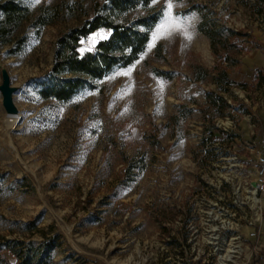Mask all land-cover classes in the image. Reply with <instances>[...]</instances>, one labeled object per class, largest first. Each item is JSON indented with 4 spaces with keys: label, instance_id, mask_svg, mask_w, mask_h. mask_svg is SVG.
Here are the masks:
<instances>
[{
    "label": "rangeland",
    "instance_id": "rangeland-1",
    "mask_svg": "<svg viewBox=\"0 0 264 264\" xmlns=\"http://www.w3.org/2000/svg\"><path fill=\"white\" fill-rule=\"evenodd\" d=\"M16 1L33 14L46 5L59 13L38 33L23 23L20 48L0 45V85L5 69L17 110L7 115L0 95V239L39 244L52 226L61 242L55 264H183L181 210L194 206L204 182L227 178L229 164L249 167L264 143V0H157L162 17L140 60L65 105L38 91L56 39L82 20L64 4L82 0ZM195 6L243 34L230 40L240 50L215 55ZM102 38L91 36L83 50ZM215 68L236 84L221 91ZM209 93L231 107L223 116ZM29 222L36 230L25 229ZM263 231L262 218L243 228L245 245Z\"/></svg>",
    "mask_w": 264,
    "mask_h": 264
},
{
    "label": "trees",
    "instance_id": "trees-1",
    "mask_svg": "<svg viewBox=\"0 0 264 264\" xmlns=\"http://www.w3.org/2000/svg\"><path fill=\"white\" fill-rule=\"evenodd\" d=\"M82 1L78 4H64L65 13L78 9L82 20L59 35L54 43L52 68L48 79L38 91L43 102L65 105L83 88H94L93 82L101 81L116 69L134 65L145 53L163 12L153 5L157 0ZM192 9L201 16L197 30L208 39L215 55L229 48L240 50L236 44H230V40L243 37V34L219 28L206 17L201 7L195 6ZM261 12L258 10V13ZM58 13L46 5L33 14L29 7L16 0H0V45L20 48L25 38L17 30L23 23L38 33L51 25ZM97 33L103 34V38L97 41L92 50H83L82 42ZM228 60L226 56L224 62ZM259 75V79L264 82V77ZM217 78L219 89L223 92L236 84L229 79L226 68L218 71ZM205 98L208 104L219 107L218 116H223V111L231 108L219 94L209 93ZM25 229L36 230V222H29ZM52 231V226L47 231L42 230L39 244L1 238L0 264H55L52 252L60 247L61 242L59 234L50 236Z\"/></svg>",
    "mask_w": 264,
    "mask_h": 264
},
{
    "label": "built area",
    "instance_id": "built-area-1",
    "mask_svg": "<svg viewBox=\"0 0 264 264\" xmlns=\"http://www.w3.org/2000/svg\"><path fill=\"white\" fill-rule=\"evenodd\" d=\"M228 166L227 178L204 182L194 206L181 210L186 223L179 247L183 264H243L246 260L242 229L262 218L264 143L249 167Z\"/></svg>",
    "mask_w": 264,
    "mask_h": 264
},
{
    "label": "crops",
    "instance_id": "crops-1",
    "mask_svg": "<svg viewBox=\"0 0 264 264\" xmlns=\"http://www.w3.org/2000/svg\"><path fill=\"white\" fill-rule=\"evenodd\" d=\"M246 66H244L245 68ZM246 69V68H245ZM249 120L244 119V127L241 130L242 132V139L247 140L248 137L252 134L251 125H248ZM262 219H264V198L262 199ZM248 228V227H247ZM243 231V229H242ZM243 233V232H242ZM260 241L251 244L254 241V238H246V240L250 243V245H246L244 253H245V262L243 264H264V231L260 234ZM255 253L257 256H255Z\"/></svg>",
    "mask_w": 264,
    "mask_h": 264
},
{
    "label": "water",
    "instance_id": "water-1",
    "mask_svg": "<svg viewBox=\"0 0 264 264\" xmlns=\"http://www.w3.org/2000/svg\"><path fill=\"white\" fill-rule=\"evenodd\" d=\"M1 77L0 95L2 107L7 115H14L17 113L13 103V94L16 92V89L11 86L10 77L5 69L2 70Z\"/></svg>",
    "mask_w": 264,
    "mask_h": 264
},
{
    "label": "snow or ice",
    "instance_id": "snow-or-ice-1",
    "mask_svg": "<svg viewBox=\"0 0 264 264\" xmlns=\"http://www.w3.org/2000/svg\"><path fill=\"white\" fill-rule=\"evenodd\" d=\"M168 8H169V10H171V8H172V4L171 3H169ZM162 27H164V26H162Z\"/></svg>",
    "mask_w": 264,
    "mask_h": 264
}]
</instances>
